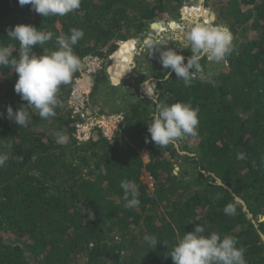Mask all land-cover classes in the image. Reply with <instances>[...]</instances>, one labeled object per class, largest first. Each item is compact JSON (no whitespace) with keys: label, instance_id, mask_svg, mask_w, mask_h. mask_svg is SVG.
I'll list each match as a JSON object with an SVG mask.
<instances>
[{"label":"trees","instance_id":"16d2710c","mask_svg":"<svg viewBox=\"0 0 264 264\" xmlns=\"http://www.w3.org/2000/svg\"><path fill=\"white\" fill-rule=\"evenodd\" d=\"M188 1L81 0L79 9L63 17H43L30 5L0 0V46H11L12 55L19 56V43L6 31L18 24L53 33L45 45L33 46L38 56L41 47L58 49L57 36L81 29L74 53L81 62L87 55L104 60L94 77L93 100L99 84L101 90L121 91L110 83L111 54L129 38L146 39L151 24L157 29L160 22L178 18ZM203 2L215 7V23L233 35L227 64L218 63L206 78L209 69L202 59L203 71L188 87L171 69L158 66L151 71L155 87L147 88L163 102L199 108L198 134L179 140L184 155L174 144L161 147L151 141L147 125L155 105L146 93L128 102L124 124L111 141L96 132L88 142L77 143L66 102L78 71L60 86L56 115L40 119L14 91L18 74L0 66V154L8 156L0 166V264H173L169 254L197 225L205 228V236L235 237L246 264H264V0ZM202 15L206 21L205 9ZM132 42L113 59L125 56ZM9 106L13 112L26 108L32 116L29 127L7 118ZM142 150H148L147 162ZM176 165L181 169L174 174ZM144 173L152 179V190L141 179ZM125 180L138 187L137 207L125 206L120 186ZM228 204L233 214H225ZM146 234L157 237L155 248L143 239Z\"/></svg>","mask_w":264,"mask_h":264},{"label":"clouds","instance_id":"9594fccd","mask_svg":"<svg viewBox=\"0 0 264 264\" xmlns=\"http://www.w3.org/2000/svg\"><path fill=\"white\" fill-rule=\"evenodd\" d=\"M17 3L21 7L30 5L31 10L43 17H63L81 6V0H17ZM6 31L9 38L19 43L20 53L15 57L12 55L11 46H0V66L9 67L18 74L14 91L27 102L26 106L35 109L40 119L54 117L55 109L61 106L57 100L60 86L69 84L73 75L82 67L81 59L74 53L73 46L83 38V31L71 28L68 34L62 33L56 37L58 49L49 50L41 47L43 54L39 56L33 52V46L45 45L52 39V32H44L25 24L15 25ZM180 39L191 51L187 61L185 62V57L176 50L167 48L160 51L159 62L164 69H171L178 79L183 80L186 87L191 86L195 73L203 71L200 63L202 59L209 63L227 64V57L234 51L230 29L224 24L214 23L211 19L193 24ZM149 44H152L151 40ZM170 75L171 73H167L164 78L169 79ZM151 87H155V84ZM146 95L155 105L151 123L147 125L152 142L167 147L187 136L198 134V107L194 108L190 103L179 101L171 104L163 102L150 89H146ZM6 112L7 118L21 127H29L31 124L32 116L24 107L13 112L9 106ZM2 116L0 113V117ZM60 142L66 143L67 137L61 136ZM145 142H148V138ZM142 151L147 152L148 160V150ZM178 153L181 154L179 150ZM243 158L244 154L239 153L238 159ZM7 159L6 154H0V166H3ZM120 186L124 190L125 206L137 207L140 203L137 185L133 181L125 180ZM224 212L228 215L233 214V205H226ZM204 232L205 228L197 225L193 232L183 235L169 254L173 264H246L244 249L237 247L235 237L225 235L221 238L217 233L205 236ZM143 239L152 248L158 244L155 235L146 234Z\"/></svg>","mask_w":264,"mask_h":264},{"label":"rangeland","instance_id":"374dc122","mask_svg":"<svg viewBox=\"0 0 264 264\" xmlns=\"http://www.w3.org/2000/svg\"><path fill=\"white\" fill-rule=\"evenodd\" d=\"M183 5H189L187 7L188 9H186L184 12L182 11ZM183 5L181 6V9L179 11L178 18L164 20L163 22H160L159 28H157L156 30L152 29V31L148 34L152 33L159 40L160 39L165 40L167 39L168 35H172L174 39H177V41H172V43H175V45L172 46V49L176 50L179 54H182L184 57L186 56L187 58H189L191 54L186 55L184 53L185 51H187L188 46L183 44L180 38L183 36L184 33H186L190 29V27L193 24L205 21L204 18H202L203 16L202 8L203 7L208 12L207 20L209 19L212 20L211 15L215 14L216 9L213 6L205 7L204 2H201L200 0H189ZM200 6H202V8ZM181 11L183 12V16L180 15ZM164 33H166L165 36L163 35ZM147 38H148V35H147ZM136 40L129 38L128 40L125 41V43H123L119 47L120 49L122 46H125L128 41H133L131 47H133L134 44L137 43V45H135L134 51H131L132 49H130L127 52L125 51V56L117 55L115 58L116 62L117 61L124 62L130 59L126 63L125 67H123V69L119 71V72H125V74L120 77L117 84L114 83L117 73L113 72L112 67L110 68V66L113 64L115 60L112 58V56L114 55L111 54L110 59L108 61L110 62L109 66L107 67L109 77H110V83L118 88H121V91H118V90L115 91L110 88L101 90V87H100L101 85L99 84L98 94L95 96L93 100H91L90 98L92 102H94V100H97V104H99L105 110H122L126 112V107H127L128 102L130 101L134 102L137 99V96L139 97L140 95L144 96L143 94L146 93L147 88H150V89L153 88L151 87L154 84L152 83L154 81H153V77L151 76L152 68H155L161 65L159 62L160 51L165 50L167 48H162V46H159L155 43H152L150 45L149 42H146L147 40L145 41V39L141 37L136 38ZM153 45L154 47H152ZM119 49L116 50V52L119 51ZM116 52H114L113 54H115ZM206 65L208 66L209 71L205 75H206V78H208L210 74L212 75V73L215 70H217L219 65L218 63H209V62H207ZM162 70H164V68H162ZM99 83H102V80H99ZM122 88H127L128 92H124ZM131 94H133L134 97H129V95ZM115 95L124 98V100H121L120 103H116L112 105L110 104V101L108 99L114 97ZM173 144H174V147L177 148L179 152L181 153L180 155H184L185 147L183 146L182 141L178 140L174 142ZM140 154H141L143 161L147 162V152L141 151ZM181 162L182 161H179V163ZM177 165L175 166V169H174L175 171L176 168H178L176 170V173L181 169ZM141 179L143 183L148 185L149 190H152L153 183H152L151 178L147 174L144 173Z\"/></svg>","mask_w":264,"mask_h":264},{"label":"built area","instance_id":"2783aa9c","mask_svg":"<svg viewBox=\"0 0 264 264\" xmlns=\"http://www.w3.org/2000/svg\"><path fill=\"white\" fill-rule=\"evenodd\" d=\"M134 50L135 45L131 51ZM81 63L66 102L69 118L73 121L72 136L77 143H85L97 132L104 140L111 141L124 124L125 112L103 111L99 104L90 100L94 77L104 68V60L97 55H87Z\"/></svg>","mask_w":264,"mask_h":264},{"label":"flooded vegetation","instance_id":"af4514ba","mask_svg":"<svg viewBox=\"0 0 264 264\" xmlns=\"http://www.w3.org/2000/svg\"><path fill=\"white\" fill-rule=\"evenodd\" d=\"M215 15V14H214ZM215 21H216V16L214 17V19H213V22L215 23ZM164 35V34H163ZM165 36V35H164ZM147 40V41H146ZM149 40H151L152 41V43H155V44H157V45H159V46H162V48H172V46H174L175 45V43H172V41H177V39H174L173 37H172V35H168L167 36V39H165V40H162V39H157L152 33L151 34H148V38L147 39H145V41L146 42H149ZM144 41V40H143ZM136 42H137V40H136ZM161 43H163V44H161ZM158 51V50H157ZM186 55H190L191 54V52H190V50L189 49H187V51H185L184 52ZM187 59V57L185 56V60ZM187 61V60H186ZM159 68L160 69H162L163 67H162V65H159ZM191 71V70H190ZM197 73H195V75H196ZM153 81L154 82H152V83H155L156 82V79H154L153 78ZM151 83V84H152ZM129 97H134V95L133 94H131V95H129ZM140 97H144V96H142V95H140ZM148 97V96H147Z\"/></svg>","mask_w":264,"mask_h":264},{"label":"water","instance_id":"95a60500","mask_svg":"<svg viewBox=\"0 0 264 264\" xmlns=\"http://www.w3.org/2000/svg\"><path fill=\"white\" fill-rule=\"evenodd\" d=\"M200 1L203 2V0H200ZM188 6H189V5H183V6H182V11H184V9H186V7H188ZM200 7L202 8V6H200ZM203 9H204V7H203ZM182 11L180 12V15H181V16H183V12H182ZM207 14H208V12H207ZM214 17H215V15L212 14V15H211L212 20L214 19ZM156 24H157V23H153V24H151L150 28H151V29H155L154 26H155ZM157 25H158V24H157ZM155 30H156V29H155ZM164 35H166V33H164ZM186 60H187V59H186ZM122 89L125 90V88H122ZM177 169H178V168H176V170H177ZM176 170L174 171V174H177V173H176ZM218 183L221 184L219 181H218ZM225 188L228 189V190L230 191V189H229L228 187L225 186ZM235 200H236L237 202H239V203L242 204V206H243V210L246 212L248 218H249V219H252V216H251V214L247 211L244 202H243L240 198H238V197H235ZM252 222L254 223V221H252ZM260 237H261L262 241L264 242V236H263L261 233H260Z\"/></svg>","mask_w":264,"mask_h":264},{"label":"crops","instance_id":"0c3cea01","mask_svg":"<svg viewBox=\"0 0 264 264\" xmlns=\"http://www.w3.org/2000/svg\"><path fill=\"white\" fill-rule=\"evenodd\" d=\"M115 58H116V57H115ZM115 58H114V59H115ZM117 62H118V61H117ZM113 63H116V59L114 60ZM119 63H120V62L117 63V67H116V68H113V72H116V73H117L116 79L114 80V83H115V84H117L118 81H119V79H120V77H121L122 75L125 74V72H119V71H121V70L123 69V67L121 68V65H119ZM108 98H109V97H108ZM108 100L110 101V104H112V105L121 102L120 96H117V95H116L115 97L109 98ZM108 103H109V102H108ZM110 104H109V105H110Z\"/></svg>","mask_w":264,"mask_h":264}]
</instances>
